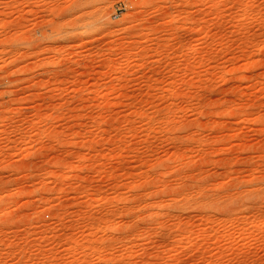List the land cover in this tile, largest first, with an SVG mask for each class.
Wrapping results in <instances>:
<instances>
[{
  "label": "rangeland",
  "instance_id": "374dc122",
  "mask_svg": "<svg viewBox=\"0 0 264 264\" xmlns=\"http://www.w3.org/2000/svg\"><path fill=\"white\" fill-rule=\"evenodd\" d=\"M0 264H264V0H0Z\"/></svg>",
  "mask_w": 264,
  "mask_h": 264
}]
</instances>
